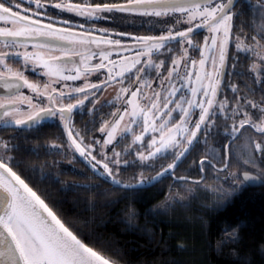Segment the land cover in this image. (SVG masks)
<instances>
[{"label": "snow or ice", "instance_id": "snow-or-ice-1", "mask_svg": "<svg viewBox=\"0 0 264 264\" xmlns=\"http://www.w3.org/2000/svg\"><path fill=\"white\" fill-rule=\"evenodd\" d=\"M254 7L260 23L250 34L235 25L234 0H0L4 25L0 26V121L5 128L38 130L44 121L57 119L69 150L78 153L99 177L135 195L138 186L151 185L174 171L200 141V133L207 143L220 117L225 121V137H236L245 126L264 137V96L257 102L247 93L238 94L239 88L230 82L233 101L218 98L223 78L233 74L226 69L227 61L233 59L235 69L241 53L251 54L248 72L255 75V82L264 83V0H256ZM65 13L69 18H64ZM118 14L122 19L147 18L150 25L161 26L160 34L132 35L95 27L96 21L115 20ZM198 30L207 33L202 43L193 39ZM173 43L179 45L178 55L169 47ZM165 49L171 56L170 66L167 59H153L164 55ZM193 51L199 52L198 60L192 58ZM29 69L45 79H30ZM152 71L160 81L158 90L150 78ZM93 73L96 82L89 79ZM133 73L135 80L128 83ZM100 74L104 79H99ZM80 80L83 83L77 85ZM112 85H118V90L108 103L123 108L117 107L112 119L100 124L101 142L94 135L89 138L87 129H77L73 115L86 101L93 103L94 111L97 94ZM253 109L261 114L259 122L253 119ZM128 136L131 143L117 151L115 144ZM109 146L111 154L106 151ZM51 147L59 149L63 144L53 142ZM223 147L220 170L227 171L231 145ZM17 149L12 137H0V264H116L83 242L14 169L12 153ZM132 151L135 157L130 160L126 157ZM257 151L264 157V139L254 141L253 155ZM169 155L172 161L154 176L141 171L130 181L120 178L122 166L139 161L141 168L151 167L150 162ZM212 158L216 159L214 151ZM206 162L207 156L202 157L201 165ZM244 164L255 167L251 158ZM245 179L255 177L246 172ZM128 214L134 217L135 209L129 208ZM234 235L235 230L226 232L224 240Z\"/></svg>", "mask_w": 264, "mask_h": 264}, {"label": "trees", "instance_id": "trees-1", "mask_svg": "<svg viewBox=\"0 0 264 264\" xmlns=\"http://www.w3.org/2000/svg\"><path fill=\"white\" fill-rule=\"evenodd\" d=\"M235 4L237 29L251 34L260 23L258 9L245 0ZM129 23V30L136 33L154 31L147 18L131 19ZM198 31L200 34L193 39L202 43L204 30ZM173 45L176 46L175 43L169 46ZM230 51L236 52L234 44ZM197 52L194 56L198 57ZM158 58L171 62L167 50ZM233 62V59L227 61L226 69L233 74L223 78L218 98L223 100L227 96L233 101L231 82L239 88L238 94L247 93L259 102L264 96V83L255 82V75L248 72L251 54L241 53L235 69ZM241 73L243 75H238ZM130 80L132 83L134 77ZM246 85L253 91L247 92ZM114 108V103L101 104L92 111L87 101V106L75 114V127L82 132L87 129L89 138L94 135L102 141L103 134L98 129L110 118ZM251 113L259 122V111L253 109ZM224 123L223 117L217 119V127L207 137V143L200 133V141L177 162L174 171L151 185L138 186L135 195L113 185L107 177H99L78 154L74 153L75 158L70 160L65 150L67 138L60 124H43L38 130L2 126L0 137H12L13 143L18 145L12 153L13 167L29 186L83 242L101 250L116 264H264V183L251 186L241 177L242 172L251 171L264 180V157L258 151L253 155L254 141L264 137L248 126L236 137H225ZM231 123L227 121L228 127ZM131 139V136L121 138L115 144L117 151H122ZM53 142L63 147L53 148ZM225 144L231 145L227 156L231 167L222 171L220 158ZM111 149L109 146L108 152L111 153ZM205 156L207 162L201 165V158ZM134 157L135 151H132L126 158ZM250 158L255 167L244 164ZM172 159L169 155L144 168L139 166V161L131 167L122 166L120 178L127 182L134 175L138 178L141 171L145 176H154ZM129 208L136 212L132 218H129ZM233 230L234 237L225 241L226 232Z\"/></svg>", "mask_w": 264, "mask_h": 264}, {"label": "rangeland", "instance_id": "rangeland-1", "mask_svg": "<svg viewBox=\"0 0 264 264\" xmlns=\"http://www.w3.org/2000/svg\"><path fill=\"white\" fill-rule=\"evenodd\" d=\"M245 1L248 2L249 4L256 5V0H245ZM25 6H27V3H25ZM56 11H58V10H56ZM51 12H52V10H50V13L49 14H51ZM69 16H70V14H67V13L64 14V18L65 19L69 18ZM75 19L77 21H79L81 18H75ZM129 22H131V18L122 19L121 16H120V14H118L117 15V18L115 20H99V21H96L95 22V27H97V28H109V29L115 28L117 32H127V33H130L132 35H159L160 34V27H161L160 25H150V24H148L150 28H153L154 29V31H152V32H146V33H136V32L130 31L129 28L127 27L130 24ZM0 26H4V25L2 23H0ZM177 30H179V29H177ZM206 34H207L206 31H204L203 32V36L206 35ZM124 39L127 41L129 38L128 37H125ZM202 42H203V40H202ZM174 46L175 45L172 46V49H175L174 52H175V54L178 55L179 54L178 53L179 45L176 44V46L175 47ZM166 50L167 49H165V51ZM194 53H196V51H193L192 52V58L198 60L199 59V52H197L198 53V57L197 56H194ZM158 56L159 55L153 57V59L156 60L157 62H159V60L162 59V58H158ZM97 62H98V59H97ZM170 64H171V62L168 65L170 66ZM189 65H190V61H189ZM181 72L183 73V69H181ZM104 74H106V70H105V73ZM104 74H100L99 75V79H104ZM163 75L164 76H167V68H165L163 70ZM96 76H97V74L96 73H93V75L91 77H89V79L92 80V82H96V80H95V77ZM132 76L134 77V80H135V73H133ZM156 76H157V73L155 71H152L151 74H150V78L153 79L154 89L158 90L159 89V86H160V81H159V79H156ZM42 78L45 79L44 77H42ZM131 81L132 80H129L128 83H131ZM82 83H83V80H80V81L77 82V85L82 84ZM125 86H127V85H125ZM165 86L167 87V85H165ZM177 87H179V84H177ZM117 90H118V85H112V86H110L108 88L101 89L100 92L96 96V100L99 103H96L95 106L96 107H99V106H101V104L102 105L103 104H109L108 103L109 101H114V97L116 96ZM145 91H148V90H145ZM26 94H28V93H26ZM90 103H91V106L94 107L93 103L92 102H90ZM113 103L116 104V108H114V110L112 111V113L114 111H116L117 107H120L121 110H122V108H123V105L122 104H117L115 102H113ZM145 103H146V101H145ZM194 116L195 117L198 116V110H197L196 113H194ZM110 119H112L111 114H110V118L108 120H110ZM178 119H179V115H176L175 116V120H178ZM175 120L173 121V123L175 122ZM0 123L3 124V121H1ZM140 130H141L140 128H137V132H139ZM147 139H151V137L148 136ZM147 139L144 142L145 148L147 147ZM57 145H60V144H57ZM65 147H66L65 150H66V152L69 155V159L71 160V159L75 158L74 151L68 149L67 143L65 144ZM97 151H99V148H97ZM106 151H108V149H106ZM108 153L111 154L110 152H108ZM76 154H78V153H76ZM174 196H175V194H174Z\"/></svg>", "mask_w": 264, "mask_h": 264}, {"label": "flooded vegetation", "instance_id": "flooded-vegetation-1", "mask_svg": "<svg viewBox=\"0 0 264 264\" xmlns=\"http://www.w3.org/2000/svg\"><path fill=\"white\" fill-rule=\"evenodd\" d=\"M237 1L238 0H234L235 3ZM26 74L29 75L30 79H33V80L41 79V80H43L42 76L38 75L37 73L32 72L30 69H29V71ZM23 91L25 93H28L27 89H23ZM85 106H87V102H85ZM78 110H80V109H78ZM78 110H76V112L74 113L73 119H74L75 114L77 113ZM43 124H55V125H57V124H60V122L57 119H50V120L44 121ZM2 126H4V124L0 123V127H2Z\"/></svg>", "mask_w": 264, "mask_h": 264}, {"label": "water", "instance_id": "water-1", "mask_svg": "<svg viewBox=\"0 0 264 264\" xmlns=\"http://www.w3.org/2000/svg\"><path fill=\"white\" fill-rule=\"evenodd\" d=\"M2 91L3 90L0 89V93H2ZM246 172L249 173L251 177H255V179H245V173ZM241 177L248 185H251V186H259V185H262L264 183V180L258 174H255V173L250 172V171L242 172Z\"/></svg>", "mask_w": 264, "mask_h": 264}]
</instances>
